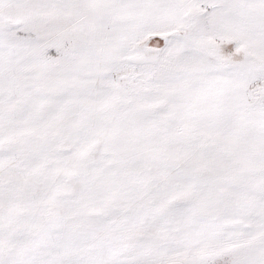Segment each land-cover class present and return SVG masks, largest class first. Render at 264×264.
Segmentation results:
<instances>
[{"label": "snow or ice", "instance_id": "1", "mask_svg": "<svg viewBox=\"0 0 264 264\" xmlns=\"http://www.w3.org/2000/svg\"><path fill=\"white\" fill-rule=\"evenodd\" d=\"M0 264H264V0H0Z\"/></svg>", "mask_w": 264, "mask_h": 264}]
</instances>
